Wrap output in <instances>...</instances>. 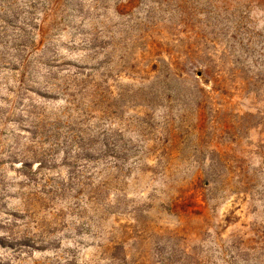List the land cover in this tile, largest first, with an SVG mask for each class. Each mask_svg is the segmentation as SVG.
Returning a JSON list of instances; mask_svg holds the SVG:
<instances>
[{"label": "rangeland", "instance_id": "obj_1", "mask_svg": "<svg viewBox=\"0 0 264 264\" xmlns=\"http://www.w3.org/2000/svg\"><path fill=\"white\" fill-rule=\"evenodd\" d=\"M210 1L0 0V264L264 246V0Z\"/></svg>", "mask_w": 264, "mask_h": 264}, {"label": "trees", "instance_id": "obj_2", "mask_svg": "<svg viewBox=\"0 0 264 264\" xmlns=\"http://www.w3.org/2000/svg\"><path fill=\"white\" fill-rule=\"evenodd\" d=\"M45 1L46 0H44V2ZM210 2H211L210 0H172L174 12L177 11L180 13H184V10L188 9L187 13H189V15H191L193 18L196 16L200 7H204L207 10ZM6 8H7V5H6ZM28 8L32 10L33 12L36 10V6L30 5V4ZM51 10L52 9H48L46 12H50ZM0 12H3V11H0ZM23 13H27L28 15H33V13L28 12V11H25ZM44 24H45L44 20L40 21V26L39 28H37L39 34L40 32H43ZM23 25L29 26V24L26 21L23 23ZM19 37L20 36H18L17 38L15 37L14 38L15 41H17ZM18 46L22 49L23 52L27 51V53L24 56L23 55L20 56V54H18L17 56L18 57L17 61L21 67L20 72L22 74L35 71V65L37 64L38 65L40 64L42 66H47L48 68L55 67V66L41 63L32 57L33 55L32 53L34 52L36 54L38 51V48L35 46V41L34 42L31 41L29 45L22 44ZM202 55H203V51L199 50L195 58L198 61V64L202 67L201 69L194 71L195 68H190L189 71L184 72L183 70L178 68L176 64H171L169 66L172 69V71L170 69V76L175 80L189 81L192 84L194 90H196V92L205 93L206 90L203 87L206 83V79L208 78L209 71H208L207 66L204 64V62H201L203 60ZM31 62H33V64ZM15 70L18 71L19 69H15ZM195 76L203 80V83H198L197 81L198 79H195ZM103 147L106 148L105 145H103ZM115 248L117 249V247ZM246 251L253 252L255 256H253L252 259L240 258L236 256V257H230V259L227 260L224 258V256L217 257V256H213V254L211 253H208L207 255L203 256V258L199 260V257L195 253H192V251H187V250L178 251V250H175L173 247H171L170 252H169V258L165 259L164 264H173V263L175 264L178 262L180 264H264V246L262 248H256V249L247 247ZM177 253L180 254V257L175 258V255ZM114 258H111V260H114Z\"/></svg>", "mask_w": 264, "mask_h": 264}]
</instances>
